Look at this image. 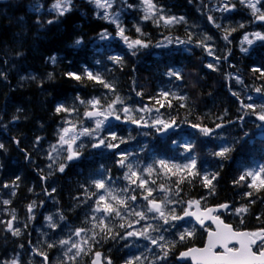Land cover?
<instances>
[{
	"label": "trees",
	"instance_id": "1",
	"mask_svg": "<svg viewBox=\"0 0 264 264\" xmlns=\"http://www.w3.org/2000/svg\"><path fill=\"white\" fill-rule=\"evenodd\" d=\"M54 1L57 0H20L5 7L0 5V73L6 75V79L0 77V143L6 149L0 150V201H11L7 207L14 209L16 222H19L17 225L21 229L20 237L10 238V233L3 230L5 225L0 224V260H9L11 256L19 254L21 262L25 263L29 250L27 244L30 243L37 251L54 257L61 250L58 246L49 249L48 243L56 242L78 228L89 229L91 232L92 226L87 223L86 216L95 206L96 200L95 197L87 200V195L97 190L88 183V178L93 175L92 171L100 172L101 165L98 161L84 157L67 165L65 171L60 173L49 168L46 159L47 145L55 139L66 117L65 113L55 112L57 104L78 107L81 116L85 106L78 102L73 104L78 94L82 99L88 100L102 97L103 93L105 96L108 92L109 96L102 101L105 105L113 97L101 85L86 79L78 82L65 76L66 72L83 73L84 66L99 72L113 83L118 95L131 94L132 106L155 107L159 109L163 119H174L178 128L177 134H173L174 139L180 141L186 137L193 145L184 156L195 157L197 170L201 173H219L210 186L216 191L208 199L209 203L232 201L244 204L248 206L247 217L264 227V189L257 192L254 188L247 187V182L239 185L233 183L253 164L264 162V138L256 134V116L251 110H241V101L248 103L245 92H254L256 88L264 89V76L252 71L255 67L264 69V42L255 43L247 53L240 50L237 42L241 34L250 30L248 27L257 25L264 30V26L255 20L253 14L235 2L233 11L222 17L232 20L229 23L234 24H219L221 20L217 18V25L222 26L218 29L208 20L210 7L215 1L153 0L156 5L169 9L168 14L183 16L188 28L185 24L167 29L163 25L153 26L150 21L139 22L143 32L147 34L143 38L151 40L152 46L141 49L133 56L129 49L114 46L113 43L100 47L95 44L97 37L105 29L109 31L111 26L95 16L94 7L89 2L73 0L71 11L64 16L45 14L46 7ZM35 3L43 10L34 8ZM134 14L135 20H138L137 13ZM49 20L55 22L49 24ZM240 23L245 25L242 30L238 27ZM125 24L130 25L128 21ZM194 24L201 27H193ZM232 27H236L237 31L231 33V43H228L223 39L227 34L224 29ZM135 33L134 28L126 30V34L132 39L136 38ZM189 33L197 34L191 44L165 48L155 46L156 42L165 41V37L186 40ZM204 34L213 38L209 43L213 47L214 56L220 57L218 62L204 48L196 46L195 40ZM79 37L83 38L82 45L74 46L75 39ZM52 56L56 57L55 63L49 60ZM110 56L121 57L122 63H113ZM208 63L215 64L216 70L209 69ZM170 70L179 72L182 79L169 76ZM49 73L52 74L51 79ZM236 76L243 81L242 84L237 83L234 78ZM165 91L170 93L168 97L161 95ZM138 92L141 95H137ZM233 92L240 96V100ZM257 94L260 100H264V91ZM180 96L185 99L176 98ZM157 100L160 102L157 103ZM257 101L256 98L251 102ZM181 104L184 107H180ZM256 110L259 111V107ZM241 115L244 116L243 120L238 119ZM14 116L19 117L15 122ZM221 117L223 119H219ZM218 123L223 124V127L216 128ZM192 124L214 129L213 137L203 136ZM109 129L117 130V137L124 140L126 129L116 126ZM136 136L135 129H131L129 138L136 139ZM36 137L43 139L34 147ZM13 138L20 139V148L27 150L31 160L25 158V153L17 148ZM157 142L159 145L155 146L158 149L156 152L169 155L174 153L180 163H186L181 141L177 143L176 149L171 147L170 138ZM222 142L233 148L226 159L213 155L219 151ZM120 146H124L123 143ZM134 156L140 157V154ZM107 168L109 167L106 165L104 170L109 172ZM105 171V179L110 177L114 181L113 188L117 191L125 188L123 183L117 185L111 172L105 174ZM178 175L185 191L178 194L179 201L186 203L195 199L208 188L199 177L190 176L182 170L178 171ZM17 176L20 177L18 187H3L5 184L11 185ZM42 176L47 179L42 180ZM148 179L152 187L160 182L153 175L148 176ZM81 185L90 187L88 194H85ZM53 188L55 192L52 191ZM12 191H15V196L11 195ZM248 192H253L254 195L246 196ZM251 200L256 202L250 203ZM33 202L36 213L29 222L27 206ZM135 203L140 208L147 204L146 201ZM41 214L52 217L49 224L42 221ZM61 215L63 220L60 219ZM9 217L0 203V220L6 221ZM52 223H56L58 227L51 228ZM25 224L28 225L27 228ZM113 224H117V218ZM36 225L41 227L40 231L36 229ZM98 231L99 229L95 230Z\"/></svg>",
	"mask_w": 264,
	"mask_h": 264
},
{
	"label": "snow or ice",
	"instance_id": "2",
	"mask_svg": "<svg viewBox=\"0 0 264 264\" xmlns=\"http://www.w3.org/2000/svg\"><path fill=\"white\" fill-rule=\"evenodd\" d=\"M90 3H95L97 9H107L112 7L113 0H89ZM73 0H57L55 4L52 5L50 11H56L58 16H64L67 12L71 11V7ZM141 3L146 6L145 14L141 17L143 21L152 20L157 27H160L161 22L164 26L176 24V23H186V20L183 16L177 17L174 15H170L166 12L162 5L158 6L153 3V0H141ZM241 4L247 3V6L252 9V14L257 21L264 22V12L261 11L257 5H264V0H252V2H248V0H240ZM231 4V7H229ZM121 6L127 9H133L136 6L126 2V0H122ZM235 4L228 0L227 3L224 5L225 11H230L231 8H234ZM106 20H109L112 23H116L117 25V33L116 35L120 37L123 42L126 44L127 48L131 52L133 56L137 54L138 51L144 48H148L152 46L151 40H145L143 37L147 34L143 32L142 27L137 24L135 25V31L140 35L132 39L126 34V29L120 25L119 16L115 14H110L106 10L104 11L103 15L100 17ZM208 20L210 23H215V17L208 16ZM54 20H49L48 23H54ZM218 29L221 28V25H215ZM239 28H244L245 25L240 23ZM227 33L223 39L231 43L229 36L232 32L237 31L236 27H232L231 29H224ZM197 35L195 33H189L188 38L186 40H180L177 38L175 41L181 45H188L193 43V37ZM255 39L264 41V34L259 32L252 34ZM110 34L105 29L100 34V39L105 40L109 39ZM213 38L207 34L200 36L198 39L195 40V44L198 47H202L207 51L209 56H214V52L211 49V45L208 44V41H211ZM167 41V44L173 43L171 39L168 37L164 38ZM247 43L251 45L253 43V39L249 38L248 34H245L241 43ZM83 43V38L79 37L76 38L74 41V46H80ZM156 47H166L167 45L164 41H158L155 44ZM242 52H246V48H241ZM19 55V53H18ZM226 59V57H224ZM109 59L113 63H122V58L119 56H110ZM214 59L218 62L220 57H215ZM49 60L52 63L56 62V57L52 56L49 57ZM99 63V61H97ZM207 67L212 70H216V65L213 63H208ZM253 72L259 73L260 76H264V69L255 67L252 69ZM169 76H174L177 80L182 79V75L179 72L170 70L168 73ZM65 76L69 79L75 81H82L87 80L91 81L93 84L101 85L104 89L108 90L115 96V99H112L110 103L106 105L102 103V101L107 96L102 97H92L91 99L85 100L80 97L78 94L76 100L73 102L75 105L76 102L79 105H84L83 116H80V110L78 107H69L64 103L57 104L55 108V112L59 113H66L67 116L73 117L76 122L72 120L65 119L64 123L68 126L61 127L59 130V136L57 144L59 146V151H64L67 155L64 157V162H58L56 158L53 156V153H57L58 155V148L56 145L52 146L51 152L48 154V158L53 161V163H59L58 171L63 173L65 168L68 165V162H72L78 160L82 156V152L80 151L84 144L83 142L77 143L81 136H88L92 137L96 140L95 143L91 145L92 148H100L101 146L107 149H116L120 146V144L125 143L123 139L117 137L116 133H111V140L117 141L119 143H112L106 137H97L95 134L100 130L103 126H105L110 118H114L115 120H121L120 112H124L127 114L131 111V109L124 104V100L117 94L116 87L113 83L107 81L102 74L99 72H94L89 69L87 66H84L83 73L78 72H66ZM0 77H4L6 79V75L4 73H0ZM52 74L49 73V78L51 79ZM237 83L242 84L243 81L239 78V76L234 77ZM23 79V78H22ZM35 79V77H33ZM255 91L262 92L264 89L256 88ZM234 96L240 100V96L236 93H232ZM137 95H141V93H137ZM161 95L164 97H168L170 95L169 92L165 91L162 92ZM173 97H175L174 93H171ZM178 99H185V97L180 96L176 97ZM251 99V97H248ZM157 103L160 101L157 100ZM117 105H123L122 108H117ZM171 107V104H169ZM180 107H184L183 104ZM259 111L256 110V106L250 103H244L241 101V110H251V113L256 116V119L261 122L258 127H264V105L259 106ZM19 111V110H18ZM137 111H145V109H137ZM159 112V109H156ZM226 114V113H225ZM19 117H13V122L18 120ZM219 119H223L222 117ZM239 120H243L244 116L241 115L238 117ZM143 120L141 117L139 120L133 119L131 122L140 125ZM85 121H92L95 124V128H90L85 125ZM231 123V121H229ZM176 124L174 119L169 120H162L157 116L153 121L151 126L155 127L158 132H166L167 130L172 129ZM143 126H148L146 123ZM193 128L198 129L201 134L205 137L212 136L214 129H210L206 126H202L199 124H192ZM223 127V124L218 123L216 124V128ZM247 135V134H245ZM42 137H36V141L34 147L39 145ZM13 142L16 144L17 148H20V139L13 138ZM66 146V147H65ZM193 148L192 144L185 145V150L190 151ZM0 150L5 149V145L0 143ZM21 152L25 153V158L31 160L30 154L27 152L26 149L20 148ZM233 151V148L229 145L222 146L219 151L213 153L214 156L219 157L221 159H226L228 154ZM120 159L118 160V164L121 167H127L128 171L125 173V178L130 181V185H135L136 187H125L119 191L115 188L110 186L111 178H100L92 180V184H94L95 189L97 190L95 193H91V195H87V200H91L95 197L96 203L95 206L92 208L93 215L91 216V220L95 221L93 224V229L99 228V235L101 239L104 240H125L127 241L128 237L133 236H140L143 237L145 240H148L153 247L154 259L156 264H166V261L169 256V251L165 250V245L167 244L169 248L175 247V244L178 242H183L186 237L191 236L193 233L190 230H185L184 232L179 233V241L178 242H168L163 235L152 236L151 232L162 233L167 229L163 227V225H169L172 221H180L183 220L185 217L195 215L189 208L192 205H197L199 207L200 201L198 200H190L186 203L188 204L187 208H183L182 215L177 212L176 207H169V205H175L179 203H184L183 201H173L170 197H166L163 200H158L157 197L153 196L154 189L148 187L149 179L148 176H151L153 172L159 174L161 169H165L169 172L173 170L177 171H185L190 176L199 177L205 187H210L212 185V181L217 178L219 173H214L211 175L201 173L197 170V160L195 157H190L187 163L184 164H175L170 161L159 159L155 160L152 164L140 169L139 171L136 170V166L129 162L128 158L130 153L123 152L119 153ZM49 168H52V164L48 165ZM147 174V175H145ZM173 174H175L173 172ZM51 175V173H49ZM251 178V183H247V187L254 188L257 192L261 189H264V166L259 167L257 170H246L243 172L237 180H234V184H241L246 183L248 179ZM42 180H46V176L41 177ZM20 180V177L17 176L11 185L5 184L4 188H15L18 187L17 182ZM259 181V183H257ZM151 183H155V181H151ZM180 183V181H177ZM82 188L85 190V194L89 193V189L86 185H81ZM137 189L141 190V198L147 202L146 206L140 208L135 202L137 201L136 191ZM31 191V189H29ZM147 191V195H143V191ZM161 192H166L164 185H160ZM55 192V189H52ZM46 194L47 190H46ZM12 196H15V191H12ZM246 196L252 197L254 195L253 192H248L245 194ZM86 202V201H85ZM255 200H251L250 203H255ZM2 205H9L11 203L10 200L4 199L0 201ZM35 202L29 204L27 206V211L29 213L28 219L31 220L33 218V208ZM220 208H228V205H220ZM139 209V210H138ZM214 209H206L203 213L199 215H195V219L204 227V219H211L213 222L217 224V230L215 232H209L208 234V241L205 247L203 248H190L187 251L180 252L178 258H185L191 256L196 264H264V228H261L256 231H236L230 225L224 224L220 219L219 216L209 215L210 213L214 212ZM248 211L247 207H241L236 209V214L246 213ZM99 213L100 215H95ZM151 213V215H149ZM135 216L138 219L135 220L136 224H141V229L139 231L129 230L133 228V224L129 223L127 226L125 224L120 223L119 229H124L123 232L120 231H113V221L116 218L123 220L125 215ZM17 217L13 213L12 218L3 221L0 220V224L5 225L3 228L6 232H11L13 236H19L21 233V229L17 224H14ZM48 220H52V217H46ZM60 219L63 220L64 217L61 215ZM259 219V217H258ZM148 221H157V223L152 224L148 223ZM159 221H163V224H160ZM143 222V223H141ZM243 222V221H241ZM28 225L25 224V228ZM50 227L56 229L58 225L56 223L50 224ZM89 231V229L85 228H78L74 232H72L67 239H60L56 242H50L47 244L49 249L56 248L57 246L64 248V257L62 258L61 264H78V258L82 254H86L83 244H87L88 240H83L82 244H78L75 240L72 239L73 236L81 237L83 233ZM96 235L92 237L93 240L96 239ZM232 243V247H229V244ZM239 245V247H236ZM127 243H125V247H127ZM23 248V245H21ZM160 249L159 252H156V249ZM223 248V252L214 251V249ZM32 251L42 256V264H51L49 256L44 253L37 251L36 248H33ZM101 256L100 252H95V257L99 258ZM142 259H147L143 257V254L140 256L132 255L124 260L123 264H138L141 262ZM0 264H21L19 254L13 257L11 260H0ZM92 264H97V260H92ZM107 264H113L111 259L107 260Z\"/></svg>",
	"mask_w": 264,
	"mask_h": 264
},
{
	"label": "rangeland",
	"instance_id": "3",
	"mask_svg": "<svg viewBox=\"0 0 264 264\" xmlns=\"http://www.w3.org/2000/svg\"><path fill=\"white\" fill-rule=\"evenodd\" d=\"M17 1H20V0H9V2H10V4H15V2L17 3ZM85 1H87V2H89V0H85ZM212 1H215L214 2V4H212L211 5V7H210V13H209V15H211V16H213V17H215V23H214V27H215V25H217L218 23H216V20H221V23H219V24H223V25H233L234 24V22L233 23H229V22H232V20H230L229 19V21L228 20H225V19H222V17H223V15H226V14H230L232 11H233V9L234 8H231V10L230 11H225L224 10V5H225V3H227L228 2V0H212ZM34 2V1H33ZM57 1H54V2H52L48 7H46V11H45V14H54V15H56V16H58V14H57V12L56 11H50V9L52 8V5L53 4H55ZM102 2H103V0H102ZM126 2H128V3H131V4H133V5H135L136 7L135 8H133V9H130V10H132V12L129 10V9H127V8H123L122 6H121V4H122V0H113V2H112V7H110V8H107V9H97V7H96V5H95V3H90L91 5H92V7H94V10H95V12H94V14H95V16L97 17L98 16V18H100L102 15H103V13H104V11L106 10L108 13H110V14H115V15H118L119 16V23H120V25L122 26V27H124L126 30L127 29H130V28H134V30H135V25H137V24H139V22H145V21H143L142 19H141V17L145 14V11L147 10L146 9V6L145 5H143L142 3H141V0H126ZM231 2L232 3H238L239 5H241V6H243V7H245V8H247L248 9V11L250 12V13H252V9L251 8H249L248 6H247V3H245V4H241L240 3V0H231ZM248 2H252V0H248ZM154 3V2H153ZM73 4V3H72ZM38 6V4H34V8H38V11H40V10H43V8L41 7V6H39V7H37ZM72 5H70V6H68V7H71ZM3 7H5V6H3ZM229 7H231V4H229ZM257 7H259L260 9H261V11L262 12H264V5H257ZM7 8V7H6ZM6 8H4V11H5V9ZM168 10L169 9H166V12L168 13ZM134 12L135 13H137L136 15H137V18H138V20H135V14H134ZM171 15V14H170ZM181 16V15H180ZM180 16H177V17H180ZM218 18V19H217ZM105 24H108V25H110L111 26V29L109 30V31H107L109 34H110V38L109 39H105V40H102V39H100V36H98V38L95 40V44H97V46H101V45H104V46H107V45H109L110 43L112 44L113 43V45L114 46H118V47H122V48H127V46H126V44L123 42V40L120 38V37H118L117 35H116V33H117V25H116V23H112V22H110L109 20H106V19H103V18H100ZM126 21H128L129 23H130V25H126L125 24V22ZM148 21H150L151 22V24L153 25V26H156L155 25V23L152 21V20H148ZM258 22H260V24H262L263 26H264V22H262V21H258ZM181 25V24H185V26L186 25H188V23H176V24H172V25H168V26H166V28L167 29H172V27H174V26H176V25ZM163 25V23L161 22V25L160 26H162ZM190 26V25H189ZM201 27V26H199V25H196V24H194L193 25V27ZM163 27H164V25H163ZM186 28H188V26H186ZM248 28H250V30L249 31H245V33H243V34H241L240 35V37H239V39H238V45H239V47H240V49L243 47V48H246L247 49V51L246 52H244V53H247L248 51H249V49L255 44V43H257V42H264V41H260V40H257V39H255L254 38V36L252 35L253 33H256V32H259V33H261V34H264V30L263 29H261L260 27H257V25H255V26H251V27H248ZM239 30H242V28H240ZM245 34H248L249 35V38L250 39H253V43L251 44V45H248L246 42L245 43H241L242 42V40H243V37H244V35ZM135 36H136V38L140 35L139 33H135L134 34ZM203 36V35H202ZM180 40H182L181 38H179ZM171 40L173 41V43H171V44H167V41H164V43L167 45L166 47H168V46H171V45H175V46H183V45H181V44H178V43H176L175 41L177 40V37L176 38H171ZM110 43H109V42ZM208 44H210L209 43V41L207 42ZM211 45V44H210ZM110 46V45H109ZM157 48H165V47H157ZM211 49H212V51H213V47L211 46ZM127 50H128V48H127ZM206 53H207V51H205ZM208 54V53H207ZM245 94H246V98L248 99V97H251V99H249L250 101H254L256 98H258V94H257V92H253V93H250V92H245ZM115 99V98H114ZM259 99V98H258ZM258 101H260V100H258ZM111 102V101H110ZM109 102V103H110ZM125 105H127L130 109H131V111L130 112H128L127 114H125L124 112H122L123 114L121 115V116H123V118H125V119H127V118H133L135 115H136V112H140L141 113V115H144L146 118H148L147 120H146V122L147 123H149V124H152V121L157 117V115H155V112H156V110L155 109H152V108H150V107H144V108H142V107H138V108H132L133 106H130L129 105V103H124ZM254 106H256V107H258V106H260V105H263V103L262 102H259L258 104L257 103H252ZM123 107V105H117V108H122ZM137 109H145V111H137ZM121 113V112H120ZM119 113V114H120ZM66 114V113H65ZM75 115V114H74ZM74 115H73V117H69V116H67V114H66V117H65V119H69V120H72L73 122H76L75 121V119H74ZM160 119H161V117H159ZM65 119L63 120V123H64V121H65ZM112 119H114V118H110L109 120H112ZM149 121H151V122H149ZM92 122V121H91ZM256 122L258 123V125H260L261 124V122L260 121H258V120H256ZM144 124H142V126H143ZM258 125H257V129L258 130H262L263 129V127H258ZM66 126H68V125H66L65 123L62 125V127H66ZM86 126H88V127H90V128H95V124H94V122H92L91 124H89V125H86ZM155 128V127H154ZM61 128H59V130H60ZM59 130H58V132H57V134H56V136H55V139L52 141V142H50L48 145H47V149H46V159H47V163H48V165L49 164H52V169H58V167H59V163H53V161L52 160H50L49 158H48V154H49V152H51V150H52V146L53 145H56L57 146V148H58V155H57V153H53V156L56 158V160L58 161V162H64V157L67 155V153L66 152H64V151H59V146H58V144H57V141H58V136H59ZM101 130V129H100ZM100 130H98V132L95 134L96 136L98 135V133L100 132ZM155 130H156V128H155ZM84 137H86V136H81L80 137V139L77 141V143L79 144V143H81V141H82V139L84 138ZM98 137V136H97ZM90 138H92V137H90ZM93 139V138H92ZM184 141H185V139H184ZM96 141H93L92 142V144L93 143H95ZM186 142V141H185ZM186 144H189V142H186L185 143V145ZM185 145H183L182 147L183 148H185ZM66 147V146H65ZM96 150H98V149H103L102 148V146L100 147V148H95ZM69 163V162H68ZM259 165L257 166V167H253L252 169H250V170H257V169H259ZM249 181H251V178H249ZM257 182H259V181H257ZM166 189V188H165ZM169 190L168 189H166V192H165V197H170L171 198V195L169 194ZM137 199L138 200H141V201H143V199L141 198V194H139L138 196H137ZM172 199V198H171ZM241 207H243V206H241V205H238V206H236L232 211H230V213H229V216H230V218L236 223V224H240L241 223V217L243 216V214L244 213H240V214H236V209H238V208H241ZM35 213L36 212H33V218L35 217ZM95 215H100L99 213H96ZM11 217H12V215H11ZM28 217H29V215H28ZM46 217H50L49 215H46V214H41V219H42V221H44V222H47V223H45V224H49V222L51 221V220H48V219H46ZM32 218V219H33ZM31 219V220H32ZM31 220H29V222L31 221ZM94 222V221H93ZM14 224H19V222H14ZM170 227V226H169ZM187 227H188V225H186L184 228H185V230L187 229ZM36 229L38 230V231H40V229H41V227L39 226V225H36ZM74 232V231H73ZM72 233V232H71ZM70 233V234H71ZM69 234V235H70ZM69 235L68 236H66V237H64V238H61V239H67L68 237H69ZM72 239L73 240H75L78 244H82V241L83 240H85L86 238H85V236H84V233L82 234V236L81 237H75V236H73L72 237ZM87 240V239H86ZM59 247V246H58ZM60 249H62L63 251H65V249L64 248H61V247H59ZM28 262H30V260H28Z\"/></svg>",
	"mask_w": 264,
	"mask_h": 264
},
{
	"label": "flooded vegetation",
	"instance_id": "4",
	"mask_svg": "<svg viewBox=\"0 0 264 264\" xmlns=\"http://www.w3.org/2000/svg\"><path fill=\"white\" fill-rule=\"evenodd\" d=\"M141 228H138L137 231H139ZM20 237V236H19ZM142 238L140 236H133L128 237L127 241L123 240L122 243H116L115 240L108 239L107 243L101 247L102 250H106L105 256L102 255V262L100 264H107V260L111 259L113 264H123L124 260L132 255L139 256V254H135L138 251L135 249L140 247L139 241H141ZM98 240L97 238L94 240V247L98 246ZM125 243H127V247H125ZM137 243V244H134ZM84 248L86 245L83 246ZM91 247L94 249V247L91 245ZM188 261L182 263V264H189ZM89 264V262H88Z\"/></svg>",
	"mask_w": 264,
	"mask_h": 264
},
{
	"label": "water",
	"instance_id": "5",
	"mask_svg": "<svg viewBox=\"0 0 264 264\" xmlns=\"http://www.w3.org/2000/svg\"><path fill=\"white\" fill-rule=\"evenodd\" d=\"M5 2H6V0H0V3H5ZM167 131H168V130H167ZM164 133H166V132H164ZM196 206H197V205H194V208H196ZM208 209H214V210H215L214 212H218L220 209H223V208H220V207H210V208H208ZM195 210H196V209H195ZM203 212H204V211H203ZM214 212L210 213L209 215H212ZM189 217H191V216H189ZM189 217H185L183 220H186V219H188ZM211 221H212V220H211ZM212 223L214 224V231H210V232H215V231L217 230V224H216L215 222H213V221H212ZM208 234H209V233H208ZM208 234H207V238H206V242H205L204 247L206 246L207 241H208ZM214 250H215V249H214ZM185 251H187V250H185ZM182 252H183V251H182ZM188 258L192 261L193 264H196V261H194V260L192 259L191 256H189V257H185V258H178V260H179V261H183V260L188 259ZM94 259L97 260V262H98V260H99L100 258L95 257ZM97 264H99V263H97Z\"/></svg>",
	"mask_w": 264,
	"mask_h": 264
},
{
	"label": "bare ground",
	"instance_id": "6",
	"mask_svg": "<svg viewBox=\"0 0 264 264\" xmlns=\"http://www.w3.org/2000/svg\"><path fill=\"white\" fill-rule=\"evenodd\" d=\"M16 3V2H15ZM1 139V138H0ZM26 216V215H25ZM75 216V215H74ZM77 219V218H76ZM22 224V223H21ZM23 227V226H22ZM31 228V227H30ZM25 229V228H24ZM29 233V232H28ZM27 234V233H26ZM3 237H4V235H3ZM14 242V241H13ZM9 245V244H8ZM1 246V245H0ZM7 251V250H6ZM14 252V251H13ZM15 254V253H14Z\"/></svg>",
	"mask_w": 264,
	"mask_h": 264
}]
</instances>
